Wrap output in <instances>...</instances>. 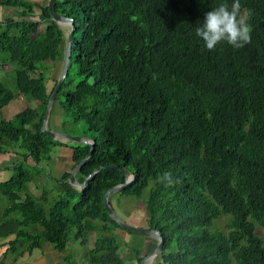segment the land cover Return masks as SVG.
Wrapping results in <instances>:
<instances>
[{
	"label": "trees",
	"instance_id": "trees-1",
	"mask_svg": "<svg viewBox=\"0 0 264 264\" xmlns=\"http://www.w3.org/2000/svg\"><path fill=\"white\" fill-rule=\"evenodd\" d=\"M232 2L56 0L55 11L73 18L76 28L48 128L57 115L60 125L82 123L79 134L95 140L78 181L99 165L115 164L134 176L118 194L139 198L150 186L144 221L164 238L160 264H264V0H240L252 29L243 48L222 42L210 51L195 34L206 12ZM35 5L0 0L14 10L0 19V64L12 66L6 72L12 88L0 78V109L19 95L38 101L0 117V154L22 157L0 181L6 200L0 236L15 234L0 264L44 242L64 250L71 231L83 244L90 230L101 233L88 250L90 264H125L117 231L134 232L109 216L102 199L124 174L102 168L80 189L69 181L70 170L90 145L41 131L61 73L46 75L45 62L62 66L68 32L51 19L47 4L32 18ZM61 146L71 150L66 169L59 176L42 173L51 150ZM164 172L177 182H160ZM41 175L54 186L45 180L37 196L26 186ZM135 258L137 264L143 258L137 250ZM64 260L58 264H74Z\"/></svg>",
	"mask_w": 264,
	"mask_h": 264
},
{
	"label": "rangeland",
	"instance_id": "rangeland-1",
	"mask_svg": "<svg viewBox=\"0 0 264 264\" xmlns=\"http://www.w3.org/2000/svg\"><path fill=\"white\" fill-rule=\"evenodd\" d=\"M34 1L38 2L39 6H37V5L34 6V11H36V12L33 14V17L32 18L38 19V13L40 12V7L46 5L48 1L47 0H34ZM4 15L5 14L2 13V18H4ZM61 26L64 29V31L67 33L68 30H69V27H70L69 24L63 23V24H61ZM45 63L49 66V68L47 70L46 69L45 70L43 69L45 71V74L46 75L49 76L50 74H52V75H55L56 76L57 74H59L60 68L62 67L61 64H60V67H59V63L53 64L50 61H46ZM11 67L12 66L10 64H6V65L5 64H0V78L1 79H3V80L8 79V77H7L8 75H7L6 72H7V70L11 69ZM8 74L10 75L9 77H11V74L10 73H8ZM7 81H8V86L10 88H12V85H11L12 84V81H11V79L6 80V82ZM48 81H49V79L46 80V86L48 85ZM52 85H53V81L50 82V85L48 86V88H50ZM37 103H38V101H35V100H33V101L27 100L23 95L16 96L6 106H4L3 108L0 109V117L1 118H4V119H10V118H12V116L14 114H16L17 112L21 111L25 107H28V106L29 107H32V106L36 105ZM49 123H50V121H49ZM50 125H51V123H50ZM54 128H57L60 131L65 130L64 132H67V133H70V134H71V132H74V133H76V135H80L84 131L85 126L82 123H78V124L74 125L73 123L66 122L64 125L63 124L62 125L59 124L57 127H54ZM56 140H60V141H63V142H66L67 141V140H65L63 138H58ZM61 147L62 148L55 147L54 149L51 150V152H50V154H51L50 164L47 167L46 171H44L42 173H44V174H46V173L48 174L49 173L51 175H55L54 172L56 170H54L53 168H54V165L56 163L59 164L56 167H63V165H65L67 162H69V156H70V152H71L70 147L69 146H61ZM56 159H59L60 161L58 160V161L55 162ZM32 172H33V174H34L35 177L38 175V171L37 170H34ZM12 173H13V171L11 170L10 175ZM58 173H60V172L58 171ZM46 181H49V180H46ZM33 183H35V182L34 181L33 182H29L26 187L32 193H34L35 195L39 196L41 194V191L39 189H36L34 187ZM46 183H48L46 185V187L53 188L54 181H52V182H46ZM38 185L39 184H37V187H39ZM149 188H150V186H147L144 189L142 196L139 197V198L136 197V196L120 195V194H118L116 192L115 194H113L111 196L112 207L114 208V210H116V213L118 215L119 214L120 215L123 214L122 216L127 217V219L130 218V219H133L135 221H137L138 219L139 220L140 219H143L144 218V203H145V198L148 195ZM21 194H23V192ZM50 194H53V193L51 192ZM5 205H6V202H5ZM217 224L221 226L222 225V222L218 221ZM261 231H262V228H261ZM119 232H122V230H119ZM70 234L73 235V231H71ZM100 234L101 233H99L96 230H90L86 234V236H85L87 241L82 244L80 242V239H76L75 240V245L81 244L88 251L89 248L93 245V242L95 241L96 237L98 235H100ZM261 234H262V237H264V234L263 233H261ZM71 241H73V240H71ZM71 241H69L68 244H67V246H66V251H67L68 254H70L71 261L74 264H90L88 262V260H87L88 255H86V252L85 251H84L85 252V255H80V254H84L83 251H82L83 249L80 250L79 252L78 251L77 252L76 251L72 252L70 250L71 247H72V243H73ZM121 250L119 252H121ZM56 251H58V250L56 249ZM122 254L124 256L125 255V252H122ZM154 259H156V258H154Z\"/></svg>",
	"mask_w": 264,
	"mask_h": 264
},
{
	"label": "crops",
	"instance_id": "crops-1",
	"mask_svg": "<svg viewBox=\"0 0 264 264\" xmlns=\"http://www.w3.org/2000/svg\"><path fill=\"white\" fill-rule=\"evenodd\" d=\"M13 11L14 10L5 9L3 7H0V19H2V13H4L5 15L8 13L12 14ZM57 119H58V116L56 115V117L54 118V122L53 120L50 122L52 130H58L57 128H54L59 125L57 123ZM21 158L22 157L20 155H16L13 152H5V153L0 154V181L6 180L10 177V172H11L10 166L13 165L16 161H18ZM58 160L59 159H56L55 162ZM49 164H50V160L45 161L43 163V167H46L47 169ZM57 165L59 164L56 163L53 168L54 170H56L54 172L55 173L54 176L61 175L62 171H64L67 167V164L63 165V167H56ZM58 171L60 173H58ZM45 179H46L45 176L41 175L40 178L37 180V183H33L34 187L41 191L42 185L45 184L46 182L44 181ZM37 184H39L38 185L39 187H37ZM5 202L6 200H4V198L0 195V222L2 220V214L5 208ZM122 215L119 214L120 217H122L124 220L128 221L129 223H132L137 226L146 227L144 218L140 220L138 219L137 221H135L130 218L127 219V217L122 216ZM117 233L121 240V243L118 247V251L122 249L121 252L119 253L123 258L125 257L124 258L126 259L125 264H137L135 260L136 259L135 250L138 251L139 256L144 257L150 254L155 249L157 242H158V240L154 237L142 236L136 233H128L127 231H124V230H122V232H119L118 230ZM14 237H15V234H9L7 236H0V257H1V253L6 250L8 246V242L11 241ZM75 240H76L75 236L70 234L69 241L73 242L70 250L72 252L74 251L79 252L80 250L83 249L82 251L84 254H80V255H85V252H86V255H88L87 254L88 251L85 249L83 245L81 244L75 245ZM122 252H125L124 256ZM66 256H69L71 258L70 254L67 253L66 248L61 251L59 250L56 251V249H54L51 243L44 242L41 244V246L34 248L31 253H25L22 256H19L16 260H13L11 264H58V263H64L65 261L64 257ZM144 264H160V262L157 261L156 259H147L144 262Z\"/></svg>",
	"mask_w": 264,
	"mask_h": 264
},
{
	"label": "water",
	"instance_id": "water-1",
	"mask_svg": "<svg viewBox=\"0 0 264 264\" xmlns=\"http://www.w3.org/2000/svg\"><path fill=\"white\" fill-rule=\"evenodd\" d=\"M55 4H56V0H48L47 7L49 10L51 19L54 20L55 22H57L59 25H61L63 23H67V24H69L70 27H69L67 37H66V42H65V51H64L63 61H62L61 73H60V76H59V78L55 84V87H54L51 95L49 96V99H48V102L46 105V109H45V112L43 115L41 131L44 132L45 134H47L48 136L54 138V139L63 138L65 140H71V141L81 142V143H85V144L90 145V149H89L88 153L70 170L69 181L73 185L78 186L80 189H84L87 186V184L89 183V181L94 177L96 172L102 168L115 169V170H118L124 174V181L122 183L114 185V186H112L106 190V192L104 193V195L102 197L103 204H104L109 216L116 223H118L122 228L127 229L131 232L137 233V234L142 235V236L154 237L158 240L155 249L150 254L144 256L139 263V264H144V262L147 259H154V258L158 257V255L162 252L163 244H164V238H163L161 232L158 229H153L150 227L137 226V225H134L132 223H129V222L123 220L116 213V211L114 210V208L112 207V205L109 202V195L111 193L123 189L125 186L129 185L134 180L133 174L130 173L124 166H119V165H115V164H110V165H105V166L99 165L96 168H94L93 171L85 177L83 182L78 181V179L76 178V173L81 168V166L87 161V159L92 155L94 148H95V140L89 139L88 137H86L84 135H74V134H70V133H67L64 131L52 130V129L48 128V119H49V115L51 113L53 102L57 96L60 85L63 82V80L66 77L68 70H69L70 55H71L72 43H73V35L75 32V28H76L74 25V19L73 18H71L69 16H65V15L60 14V13H57L55 11Z\"/></svg>",
	"mask_w": 264,
	"mask_h": 264
},
{
	"label": "clouds",
	"instance_id": "clouds-1",
	"mask_svg": "<svg viewBox=\"0 0 264 264\" xmlns=\"http://www.w3.org/2000/svg\"><path fill=\"white\" fill-rule=\"evenodd\" d=\"M249 15L250 13L242 11L240 0H233L231 6L228 3H220L205 13L195 34L210 51L215 50L222 42H226L234 49L243 48L251 42L252 29L248 22ZM159 180L166 186L177 182L171 172H164Z\"/></svg>",
	"mask_w": 264,
	"mask_h": 264
}]
</instances>
